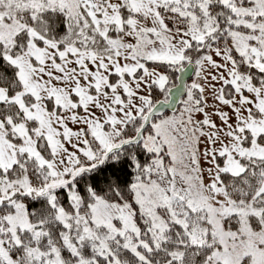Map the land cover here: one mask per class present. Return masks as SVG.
I'll list each match as a JSON object with an SVG mask.
<instances>
[{
  "label": "snow or ice",
  "instance_id": "1",
  "mask_svg": "<svg viewBox=\"0 0 264 264\" xmlns=\"http://www.w3.org/2000/svg\"><path fill=\"white\" fill-rule=\"evenodd\" d=\"M0 264H264V0H0Z\"/></svg>",
  "mask_w": 264,
  "mask_h": 264
}]
</instances>
